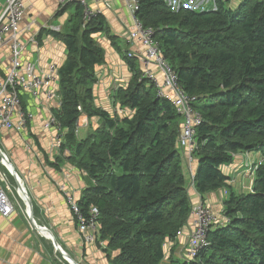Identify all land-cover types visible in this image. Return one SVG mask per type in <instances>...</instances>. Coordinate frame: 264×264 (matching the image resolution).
I'll use <instances>...</instances> for the list:
<instances>
[{
  "label": "trees",
  "instance_id": "obj_1",
  "mask_svg": "<svg viewBox=\"0 0 264 264\" xmlns=\"http://www.w3.org/2000/svg\"><path fill=\"white\" fill-rule=\"evenodd\" d=\"M216 3L215 11L196 12L173 11L164 0H139L136 18L153 31L201 118L192 153L196 191L227 187L220 168L236 153H259L263 161L252 192L230 195L226 225L210 231L209 247L184 264H264V0H243L235 9ZM77 9L71 34L61 36L68 54L58 71L60 108L54 118L66 133L61 148H70L72 162L89 179L78 204L83 212L98 209L99 240L117 253L112 264H161L165 244L175 241L192 208L179 146L181 120L130 54L125 58L133 76L117 98L133 116L113 120L93 108V68L103 52L92 37L104 26L101 17L85 21L80 4ZM78 107L103 126L80 141L74 134Z\"/></svg>",
  "mask_w": 264,
  "mask_h": 264
},
{
  "label": "crops",
  "instance_id": "obj_2",
  "mask_svg": "<svg viewBox=\"0 0 264 264\" xmlns=\"http://www.w3.org/2000/svg\"><path fill=\"white\" fill-rule=\"evenodd\" d=\"M172 1V2H171ZM226 7L237 8L243 0H217ZM89 10L103 21V31L93 35L96 45L102 49L103 59L94 66V82L91 84L92 106L108 114L110 119L131 118L134 112L121 106L117 93L127 88L132 76L125 54L132 56L135 67L143 75L141 60L144 48L138 40L128 41L133 29L127 5L123 0H84ZM170 8L177 11L180 7L190 10L215 11L216 0H169ZM77 2L70 0H24L25 14L20 27L23 29L21 40L25 42L22 60L32 62L38 71H47L55 66L58 70L64 65L68 51L61 36L71 34L77 22ZM4 0H0V14ZM10 63V51L7 45L0 46V78H3ZM150 71L161 79L158 69L151 65ZM55 89L59 90V80ZM21 109L32 115L31 121L22 131L0 126V151L7 157L14 169L25 194L31 204V213L35 226L44 227L50 232L54 243L61 252L69 256L76 264H112L116 252L107 249V242L84 244L77 231V225L71 216L61 187L73 193L77 202L84 198L88 190L89 179L72 162L69 147L55 148L60 138L65 146V131L55 127L46 128V123L60 108V98L48 101L44 96L21 95ZM83 127L75 139L83 140L91 131L102 126L98 117L89 118L82 114ZM18 121L17 115L13 123ZM67 145V144H66ZM182 169L186 178L187 196L191 206L203 202L215 216L211 231L226 225L225 202L230 195L248 194L253 190L254 173L248 169L262 159L259 153H236L231 164L222 166L221 172L229 180L227 187L200 195L192 181L198 163L188 160L184 150ZM4 179V180H3ZM6 184L17 201L14 211L7 218L0 216V264H70L56 252L46 234L30 227L24 214V204L15 192L17 183L10 170L0 163V189ZM194 217L189 220L179 237L167 242L165 257L161 264H184L185 248ZM100 230V229H99Z\"/></svg>",
  "mask_w": 264,
  "mask_h": 264
},
{
  "label": "built area",
  "instance_id": "obj_3",
  "mask_svg": "<svg viewBox=\"0 0 264 264\" xmlns=\"http://www.w3.org/2000/svg\"><path fill=\"white\" fill-rule=\"evenodd\" d=\"M70 1L81 5L85 21L94 16L84 0ZM123 1L126 3L133 21V29L128 36V41L138 40L144 48V56L141 60L144 68L142 76L151 82L158 96L169 100L175 107L181 120L179 146L187 151L188 160L191 162L194 160L192 153L196 149L195 130L201 123V118L192 108L194 99L186 95L179 86L175 72L166 62L157 42L153 39V31L150 28L144 27L136 18L139 0ZM164 2L168 7H172L169 0H164ZM24 14V0H4V8L0 14V46H8L10 63L4 77L0 78V126L7 129H15L18 132L25 129L32 119L30 113L21 109L22 94H28L32 97L42 95L48 101L60 98L58 91L55 89L56 83L59 80V70L55 66H51L47 71H38L32 62H23L22 60L25 42L21 40L23 29H21L20 24ZM151 65H154L158 69L161 77L160 80L150 71L149 67ZM77 110L81 113V116V108L78 107ZM15 115L18 117V121L13 123ZM79 117L75 124V136H77L79 129L84 125L80 122ZM49 127L59 128V123L54 116H51L46 123V128ZM59 146H61L60 138L54 143L55 148ZM5 158L7 159L6 156ZM0 163L7 167V164L2 159H0ZM262 163L263 161L261 160L257 165L248 170L253 174ZM63 188L62 186L61 191L74 216V221L83 242L85 244H94L98 239L100 229L98 209L93 206L87 213H84L78 206V203L70 196V191ZM15 192L20 202L24 204V214L29 221L30 227L34 228V221L30 220L26 194H22L18 188L15 189ZM16 203L17 201L13 198L11 188L6 184L4 189H0V216L3 218L9 217L14 211ZM192 215L194 220L185 248L186 261L196 259L202 251L209 247L207 236L215 221V216L212 214L210 208L203 202L194 206ZM181 233L182 231H179L177 237Z\"/></svg>",
  "mask_w": 264,
  "mask_h": 264
},
{
  "label": "water",
  "instance_id": "obj_4",
  "mask_svg": "<svg viewBox=\"0 0 264 264\" xmlns=\"http://www.w3.org/2000/svg\"><path fill=\"white\" fill-rule=\"evenodd\" d=\"M0 159H2L6 164H7V167L8 169L10 170V173L11 175L15 178L16 180V183H17V188L18 190L22 193V194H25L19 180L17 179V176H16V173L14 171V169L12 168V166L9 164V162L7 161V159L5 158V156L1 153L0 151ZM26 197V200H27V205H28V210H29V215H30V220L33 221V218H32V213H31V204L29 203V200L27 198V196L25 195ZM34 228L39 232V233H42V234H46L47 237L49 238L50 242L52 243L53 247L55 248L56 252L59 253L66 261H68L70 264H76L69 256H66L65 254H63L61 252V250L59 249V247L54 243L52 237H50V232L47 231L46 229L44 228H41V227H37V226H34Z\"/></svg>",
  "mask_w": 264,
  "mask_h": 264
},
{
  "label": "rangeland",
  "instance_id": "obj_5",
  "mask_svg": "<svg viewBox=\"0 0 264 264\" xmlns=\"http://www.w3.org/2000/svg\"><path fill=\"white\" fill-rule=\"evenodd\" d=\"M79 130H81V128L79 129ZM79 133V132H78ZM64 187V186H63ZM63 189H66L65 187L63 188ZM70 196L72 197V199L73 200H75V198H74V196H73V193L72 192H70ZM66 201V200H65ZM76 201V200H75ZM77 202V201H76ZM78 203V202H77ZM66 204H67V202H66ZM67 206H68V204H67ZM78 206H79V204H78ZM194 208V206L191 208V215H192V209ZM68 209H69V206H68ZM90 209H88L86 212H84V213H87L88 211H89ZM69 212H70V214H71V216L73 217V219H74V216H73V214H72V212L70 211V209H69ZM193 216V215H192ZM100 228V227H99ZM77 231H78V228H77ZM79 233V232H78ZM80 235V234H79ZM81 237V236H80ZM81 240H82V238H81ZM83 241V240H82ZM96 242H98V244L99 245H101V246H103V241H101V240H99V235H98V239H97V241ZM96 242L94 243V244H96ZM84 243V242H83ZM85 244V243H84ZM87 245H91V244H87Z\"/></svg>",
  "mask_w": 264,
  "mask_h": 264
}]
</instances>
